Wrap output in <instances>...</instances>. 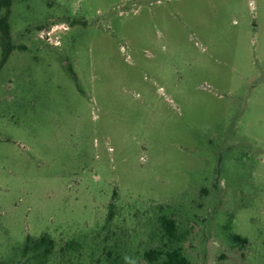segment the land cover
<instances>
[{"label":"rangeland","instance_id":"1","mask_svg":"<svg viewBox=\"0 0 264 264\" xmlns=\"http://www.w3.org/2000/svg\"><path fill=\"white\" fill-rule=\"evenodd\" d=\"M10 26L0 264H150L173 245L264 264V0H13ZM45 234L51 257H24Z\"/></svg>","mask_w":264,"mask_h":264},{"label":"trees","instance_id":"2","mask_svg":"<svg viewBox=\"0 0 264 264\" xmlns=\"http://www.w3.org/2000/svg\"><path fill=\"white\" fill-rule=\"evenodd\" d=\"M13 0H0V51H2V59L0 60V70L7 63L11 53L14 51L12 40L10 17L12 13ZM160 225L163 235L173 244L177 239V223L174 218L168 216L160 217ZM236 243L245 245L247 239L239 235H233ZM75 242H69L66 246L68 249L75 248ZM55 250V241L47 234L40 238L33 239L28 237L27 243L22 250L24 257L32 255L35 259H48ZM144 258L150 264H193L183 253L180 246H172L169 249L156 248L147 251ZM115 264V263H111Z\"/></svg>","mask_w":264,"mask_h":264}]
</instances>
